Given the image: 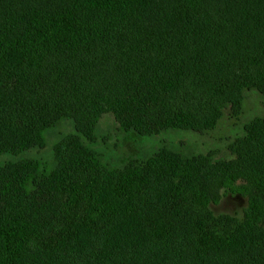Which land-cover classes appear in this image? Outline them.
<instances>
[{
  "label": "trees",
  "instance_id": "1",
  "mask_svg": "<svg viewBox=\"0 0 264 264\" xmlns=\"http://www.w3.org/2000/svg\"><path fill=\"white\" fill-rule=\"evenodd\" d=\"M264 94V0H0V155L75 131L54 164L0 162V264H264V118L233 158L162 147L108 165L102 115L123 130L214 128ZM221 190L243 220L215 215Z\"/></svg>",
  "mask_w": 264,
  "mask_h": 264
},
{
  "label": "rangeland",
  "instance_id": "2",
  "mask_svg": "<svg viewBox=\"0 0 264 264\" xmlns=\"http://www.w3.org/2000/svg\"><path fill=\"white\" fill-rule=\"evenodd\" d=\"M264 118V94L255 88L243 92L242 108L239 113L227 107L217 125L209 130L168 129L152 134L123 130L112 113L101 116L93 142H88L104 161L114 168H123L130 160L144 163L162 147L187 156L207 155L214 159L233 158L232 143L242 136L245 128L255 119ZM75 122L65 117L45 131L46 144L33 147L22 154L3 153L0 162L33 158L54 164V145L67 133L75 131ZM220 200L211 202L210 208L215 215H230L238 221L243 220L248 197L221 190ZM264 229V222L262 224Z\"/></svg>",
  "mask_w": 264,
  "mask_h": 264
}]
</instances>
